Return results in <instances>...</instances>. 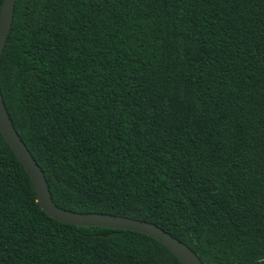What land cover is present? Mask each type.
I'll use <instances>...</instances> for the list:
<instances>
[{
  "label": "trees",
  "instance_id": "trees-1",
  "mask_svg": "<svg viewBox=\"0 0 264 264\" xmlns=\"http://www.w3.org/2000/svg\"><path fill=\"white\" fill-rule=\"evenodd\" d=\"M0 92L57 207L264 264V0H15ZM0 264L182 263L53 219L0 131Z\"/></svg>",
  "mask_w": 264,
  "mask_h": 264
},
{
  "label": "water",
  "instance_id": "water-1",
  "mask_svg": "<svg viewBox=\"0 0 264 264\" xmlns=\"http://www.w3.org/2000/svg\"><path fill=\"white\" fill-rule=\"evenodd\" d=\"M15 0H2L0 8V62L5 41L13 20ZM0 131L28 172L37 201L44 211L56 221L83 227L133 230L152 237L166 247L182 264H203L193 250L157 225L129 217L102 213L72 212L57 207L49 194L44 174L17 134L0 92Z\"/></svg>",
  "mask_w": 264,
  "mask_h": 264
}]
</instances>
